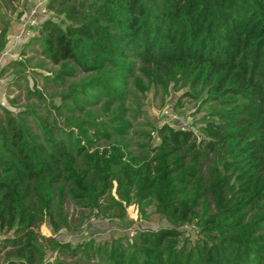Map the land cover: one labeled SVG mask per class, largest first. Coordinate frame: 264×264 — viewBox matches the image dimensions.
Wrapping results in <instances>:
<instances>
[{"label":"trees","instance_id":"1","mask_svg":"<svg viewBox=\"0 0 264 264\" xmlns=\"http://www.w3.org/2000/svg\"><path fill=\"white\" fill-rule=\"evenodd\" d=\"M0 4L20 15L16 0ZM46 8L59 20L40 23L25 60L0 71L12 67L14 82L38 60L50 72L18 110L0 103V264H264V0ZM0 20L1 53L10 22ZM171 88L180 106L206 109L199 133L138 120L147 92L163 102ZM130 205L169 226L76 244L39 232L121 220Z\"/></svg>","mask_w":264,"mask_h":264},{"label":"rangeland","instance_id":"2","mask_svg":"<svg viewBox=\"0 0 264 264\" xmlns=\"http://www.w3.org/2000/svg\"><path fill=\"white\" fill-rule=\"evenodd\" d=\"M47 2L48 0H16V7L20 12L19 16L15 13H10L9 9L6 10L0 4V15H5L6 19L13 21L14 28L16 27V30H18L16 31L17 33L14 34L16 35L14 39L12 36L8 38L7 47L3 50L5 54L1 52L3 58L0 59V71L13 59L25 60L24 56H20V50L22 45L36 32L33 27L27 25L32 17H35L39 22L38 27L45 19L54 18L56 21L59 20V18L56 19V17L47 10ZM2 26L3 24L0 20V28ZM36 61L38 60H31L27 63L24 67L25 76H17L14 82L11 80L16 78V74L12 73V67L4 71L3 74L0 73V103L2 105L16 111L22 104L34 100V97L27 99V90L29 88L33 90L35 86H37L36 88H40L43 84V75L49 72L47 69L35 67L34 64ZM33 68L36 71L39 70L42 72L41 75L32 72ZM46 68L54 70V67L51 65H46ZM180 94L181 93L174 92L171 88L170 95L162 102L158 96L155 97L153 95V89H151L147 92L145 101L141 106L144 114L142 113L138 120L148 121L154 126L168 123L174 127L192 128L199 133L200 124L196 122V120L206 112V109L200 108V112L195 114L197 112L196 103L186 100L182 101L183 105L180 106ZM13 99L16 100L14 104L11 103ZM62 120L61 122H63ZM138 128L147 129L148 126L140 125ZM135 139H137V135H133V140ZM69 212L70 214L77 215L73 207L69 209ZM146 213L147 216L140 219L137 207L135 205H130L127 208V215L121 220L90 216L83 225L74 232H70L65 228L61 229L59 232H54L51 225L46 221L40 226L39 232L45 236H54L61 241H69L72 244H76L85 239L92 238L98 242L109 240L119 235L130 236L135 230L169 226V222L160 215L154 213L152 207H148ZM184 229L186 230L184 236H189L190 239L198 238L199 234L196 226H185ZM2 237L3 236L0 237V240ZM47 257L53 259V255L50 252L47 253ZM1 258L2 253H0V261Z\"/></svg>","mask_w":264,"mask_h":264},{"label":"crops","instance_id":"3","mask_svg":"<svg viewBox=\"0 0 264 264\" xmlns=\"http://www.w3.org/2000/svg\"><path fill=\"white\" fill-rule=\"evenodd\" d=\"M10 22V26H9V28H8V31H7V37L9 38L10 36H12L13 37V39L15 38V36L16 35H14V34H16L17 32L16 31H18V30H16V27L14 28V25H13V21H9ZM18 25V24H17ZM20 34H23V33H20ZM17 35H19V34H17ZM18 37V36H17ZM12 40V39H11ZM14 41V40H13ZM6 47H7V45H6ZM5 47V48H6ZM3 53V52H2ZM3 54H5V53H3ZM3 54H1L0 53V59L1 58H3Z\"/></svg>","mask_w":264,"mask_h":264},{"label":"built area","instance_id":"4","mask_svg":"<svg viewBox=\"0 0 264 264\" xmlns=\"http://www.w3.org/2000/svg\"><path fill=\"white\" fill-rule=\"evenodd\" d=\"M38 24L39 22L37 21V19L35 17H32L29 21H28V26L33 27L34 29L38 28Z\"/></svg>","mask_w":264,"mask_h":264}]
</instances>
